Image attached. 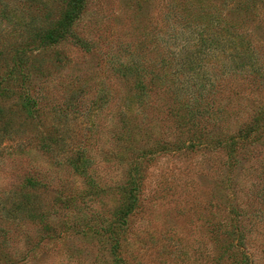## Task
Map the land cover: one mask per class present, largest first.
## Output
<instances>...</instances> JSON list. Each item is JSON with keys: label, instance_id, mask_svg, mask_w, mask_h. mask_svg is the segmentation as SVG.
Here are the masks:
<instances>
[{"label": "rangeland", "instance_id": "rangeland-1", "mask_svg": "<svg viewBox=\"0 0 264 264\" xmlns=\"http://www.w3.org/2000/svg\"><path fill=\"white\" fill-rule=\"evenodd\" d=\"M61 11L0 0V264H264V0H83L27 45Z\"/></svg>", "mask_w": 264, "mask_h": 264}, {"label": "trees", "instance_id": "trees-1", "mask_svg": "<svg viewBox=\"0 0 264 264\" xmlns=\"http://www.w3.org/2000/svg\"><path fill=\"white\" fill-rule=\"evenodd\" d=\"M28 1V0H27ZM30 1V0H29ZM59 3L62 4V11L60 13V16L57 19H54L52 21H48L46 23V26H39V27H33L29 28V35L27 36V45L36 44L35 47H41L45 48L48 46H53L57 44L60 40L65 38L69 34V28L74 23V21L79 17L80 13L83 9V0H57ZM217 25L219 28H222V24H224L220 19H218ZM221 25V26H220ZM195 28V27H194ZM175 37V36H171ZM216 45H219L218 42ZM202 41L199 42L198 50H201ZM19 52L23 53L22 50ZM182 61L180 65L182 67H185L186 64V58L183 56ZM186 60V61H185ZM185 61V63H184ZM188 63V62H187ZM15 66H13V69L11 71H15ZM121 75L125 79H130L133 82V91L135 92V97L138 100V103L142 101V97L145 95V84L142 82L141 78L143 76L144 70L141 69L138 66L128 64L122 66L121 69ZM160 79H156V83H159ZM157 85V84H156ZM20 108L23 112L30 115L31 114V108H30V102L28 98L23 96L22 102L20 103ZM260 133V126L258 124V119L254 118L250 125L248 127H245L243 130L239 131L235 136H231L229 138V144L227 145L228 151H229V157H232V153H234V149L237 146L238 142H246L251 139H254L256 135ZM193 144L191 143V145ZM133 172L135 173L134 178H138V172L137 169H133ZM132 179V183L135 184V179ZM13 210H19L22 212H25V205L22 204L16 205V208ZM130 211V208H125L124 215H127ZM237 239L240 241L242 239V235L240 232H237ZM243 264H253L251 260L248 259V256L245 255Z\"/></svg>", "mask_w": 264, "mask_h": 264}]
</instances>
